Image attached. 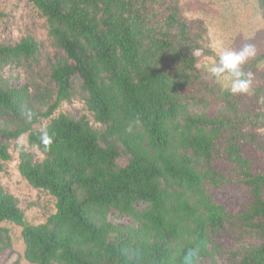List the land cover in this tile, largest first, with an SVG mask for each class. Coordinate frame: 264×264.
<instances>
[{
  "label": "trees",
  "instance_id": "obj_1",
  "mask_svg": "<svg viewBox=\"0 0 264 264\" xmlns=\"http://www.w3.org/2000/svg\"><path fill=\"white\" fill-rule=\"evenodd\" d=\"M26 1L46 19L63 54L50 66L53 89L35 94L0 80V173L10 160L3 141L26 136L43 159L17 145L18 172L55 200V213L27 223L0 185V253L11 247L1 226L10 223L21 228V256L29 264H185L189 253L194 264H220L214 236L230 231L247 240L234 264H264V174L253 173L244 143H256L255 135L243 131L263 127L264 112L242 106L240 94L202 75L198 55H215L178 0ZM256 2L264 14V0ZM37 52L32 37L0 45V68ZM263 60L260 54L250 62ZM73 81L101 130L84 116L52 118L71 100ZM25 110L33 113L30 122ZM43 129L54 134L48 150ZM233 182L251 198L237 215L209 194ZM121 217L129 222L118 224Z\"/></svg>",
  "mask_w": 264,
  "mask_h": 264
},
{
  "label": "rangeland",
  "instance_id": "obj_2",
  "mask_svg": "<svg viewBox=\"0 0 264 264\" xmlns=\"http://www.w3.org/2000/svg\"><path fill=\"white\" fill-rule=\"evenodd\" d=\"M178 6L183 17L193 24L194 32L200 34L203 48L212 51L215 57H219L223 48L239 50L245 43L255 46L256 55L245 64L249 65L247 72L253 74L251 88L248 93L240 95L242 106L264 112V60L257 65L250 62L258 55L264 54V14L260 13L256 0H178ZM25 37H32L37 42V54L34 59L1 67L0 80H6L13 87L25 86L35 94L43 93L46 88L53 89L50 66L56 57L63 53L53 46L48 36L46 19L26 0H0V45H13ZM198 57L197 67L202 75L207 77L210 75L207 69L216 58L203 55ZM217 82L223 89L228 90L230 81L221 78L217 79ZM73 87L71 100L62 103L52 118L60 114L74 118L84 116L93 128L101 130V125L94 122L86 109L85 96L81 93L77 81H73ZM257 89L260 90L258 93ZM212 111L214 108H211L210 113ZM49 120H40L35 128L45 127ZM243 131L253 132L257 143H244V154L253 164V173L264 174V126L257 129L244 126ZM24 137V144H21L19 139L3 141V144L7 145L10 160L3 162L0 185L6 193L18 200L25 221L31 225H39L55 213V200L45 191L28 185L18 172L17 145L28 149L37 161L43 159L38 151L27 147L26 136ZM126 162L125 158L117 161L120 166ZM224 165V160L219 161L217 169H223ZM209 194L212 200L224 206L230 215L239 214L241 208L251 202L246 189L235 182L210 188ZM261 199L264 201V188ZM116 222L127 224L129 218L121 217ZM1 226L9 230L11 247L0 253V264H29L21 256L24 250L20 237L21 228L10 223H3ZM213 242L220 245L219 263L234 264L237 259L232 255L239 246L246 244L247 240L245 237L239 239L238 235L228 231L215 235Z\"/></svg>",
  "mask_w": 264,
  "mask_h": 264
},
{
  "label": "clouds",
  "instance_id": "obj_3",
  "mask_svg": "<svg viewBox=\"0 0 264 264\" xmlns=\"http://www.w3.org/2000/svg\"><path fill=\"white\" fill-rule=\"evenodd\" d=\"M256 55V48L251 43H245L239 50L231 48H223L219 53V57L215 60L207 71L216 79H225L230 81L228 91L232 95L245 94L250 91L253 74L245 72L243 65ZM24 115L30 122L33 117L31 110H25ZM54 134H50L47 129H43L40 134V140L45 150L52 145ZM21 144L25 143V137L21 135L19 138ZM38 147V146H33ZM185 264H194V253L185 256Z\"/></svg>",
  "mask_w": 264,
  "mask_h": 264
}]
</instances>
